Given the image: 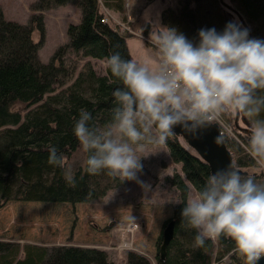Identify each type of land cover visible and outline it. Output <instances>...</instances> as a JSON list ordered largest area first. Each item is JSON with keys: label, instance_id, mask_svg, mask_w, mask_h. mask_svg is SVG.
<instances>
[{"label": "trees", "instance_id": "obj_1", "mask_svg": "<svg viewBox=\"0 0 264 264\" xmlns=\"http://www.w3.org/2000/svg\"><path fill=\"white\" fill-rule=\"evenodd\" d=\"M103 1L107 6V0ZM65 3L79 8V20L68 23L67 42L59 45L46 62L38 56L44 39L41 13H33L27 22L21 23L5 18L0 8V207L10 200L89 202L102 198L124 182L107 175L106 170L98 175L88 174L84 164L86 153L75 165L74 187L66 183L61 167L48 163L50 146L58 149L65 162L80 147L73 127L81 109L92 114L90 125L95 128L103 129L112 123L113 109L117 106L112 93L125 87L122 80L112 76L106 64L104 72L99 73L86 60L75 72L74 62H66L69 55L106 62L110 55L119 52L122 59L136 62L127 49L125 35L113 24L100 19L97 0H36L32 9L42 11ZM114 8L121 10L122 5L118 3ZM169 8L161 13L162 23L175 28L194 46L199 43V30L215 28L222 32L228 23L248 29L252 33L250 39L264 40V0H177V6ZM228 9H233L238 20L232 18ZM33 30L39 34L36 41L32 38ZM15 104L24 106L25 110L21 113ZM223 116L233 130L242 129L239 121H245L250 130L246 135L251 136V122L247 117L234 113ZM238 138H225L231 154L236 153L235 165H255L245 150L247 147L243 148ZM242 140L248 142L245 137ZM166 149L171 160L180 165L181 173L175 172L166 178L180 191L179 202L182 203L173 208L172 238L164 256H156V264H208L224 253L233 256L237 253L234 242L226 236L219 244L209 240L202 248L194 246L196 230L188 227L180 215L190 189L182 175L197 191L205 186L210 169L206 162L186 149L176 135L169 137ZM252 176L264 183V173ZM161 236L157 244L161 243ZM240 263L245 264V260ZM0 264L119 263L112 260L107 251L96 247L45 246L30 242L20 245L0 239ZM125 264L151 262L142 253L128 251Z\"/></svg>", "mask_w": 264, "mask_h": 264}, {"label": "clouds", "instance_id": "obj_2", "mask_svg": "<svg viewBox=\"0 0 264 264\" xmlns=\"http://www.w3.org/2000/svg\"><path fill=\"white\" fill-rule=\"evenodd\" d=\"M198 38L194 46L175 28L158 27L154 42L160 59L154 68L122 59L119 52L107 58V68L125 87L112 93L117 106L105 128L91 126L92 114L85 109L75 121L73 134L87 154L88 174L106 170L149 191L151 186L138 175L147 156L137 153L145 145L166 146L176 127L197 136L225 113L249 119V151L264 166V40L250 39L248 29L235 23L222 32L201 29ZM216 142L222 143L223 136ZM48 153V163L61 167L66 183L74 187L75 162L66 163L55 146ZM180 215L196 230L195 247L209 240L219 244L226 236L245 264L264 258V183L254 176H243L231 166L217 169L184 203Z\"/></svg>", "mask_w": 264, "mask_h": 264}, {"label": "rangeland", "instance_id": "obj_3", "mask_svg": "<svg viewBox=\"0 0 264 264\" xmlns=\"http://www.w3.org/2000/svg\"><path fill=\"white\" fill-rule=\"evenodd\" d=\"M34 1L36 0H0V8L5 18L21 23L27 22L33 13H41L44 39L38 48V56L40 60L46 62L59 45L67 42V25L78 22L80 10L71 3H65L42 11H34L32 9ZM168 1L167 3V0L119 2L107 0V6L103 0H97V3L100 17L105 18L107 23L113 24L115 29L125 35L131 57L138 63L154 68L160 59L154 34L158 27H166L161 21V13L165 9L170 10L169 7L177 6V0ZM161 2L163 3L160 8ZM118 3L122 5L121 10L114 8ZM228 10L232 18L238 20L233 9ZM147 15L152 18V22L144 20ZM38 36L37 30H33L32 38L36 41ZM86 60L97 72H104L106 64L104 59L91 57L80 59L71 53L66 62L67 64L74 62V71L77 72ZM14 107L21 113L25 110L20 104H15ZM239 122L242 129L235 128L232 132L239 136L236 137L241 146L247 147L245 150L253 158L255 165L238 168L240 171H246L245 174L241 173L245 176L264 173V166L257 163L246 145L250 139V134L247 136L246 132L250 133V130L245 121L240 119ZM237 130L241 132L240 135L237 134ZM243 137L248 142L242 140ZM178 139L186 149L196 155L184 139L181 137ZM137 154L147 156L141 159L143 172L138 175L141 181L151 186L149 191H144L135 181H124L122 185L109 190L102 198L89 202L10 200L0 207V239L12 240L20 245L30 242L45 246L69 244L96 247L107 251L109 257L119 264H125V254L128 251H137L146 255L151 264H156V256L161 257V243L157 244L158 237L169 221L174 223L173 208L179 202L180 195V191L175 185H171L166 177H171L175 172L181 173L180 165L171 160L166 146L145 145L144 151ZM83 156L84 152L80 146L66 159V163L75 162L77 165ZM235 157L236 153L232 152L234 163ZM182 178L190 187L188 191L190 200L196 190L183 175ZM160 239L162 240V236ZM244 260L238 252L233 253V256L224 253L213 258L208 264H241L240 261Z\"/></svg>", "mask_w": 264, "mask_h": 264}, {"label": "water", "instance_id": "obj_4", "mask_svg": "<svg viewBox=\"0 0 264 264\" xmlns=\"http://www.w3.org/2000/svg\"><path fill=\"white\" fill-rule=\"evenodd\" d=\"M174 133L184 139V141H186V143L196 152V156L208 164L210 173L215 172L217 169L231 166L237 169L240 173L245 174L246 171H240L235 165L232 154L227 148L224 139L222 143L216 142V138L221 135L219 134L218 127L215 123L197 136L188 134L180 127H176ZM172 233L173 221H169L165 228L162 229V241L160 244L161 257L164 256L166 246ZM258 264H264V258H262Z\"/></svg>", "mask_w": 264, "mask_h": 264}, {"label": "built area", "instance_id": "obj_5", "mask_svg": "<svg viewBox=\"0 0 264 264\" xmlns=\"http://www.w3.org/2000/svg\"><path fill=\"white\" fill-rule=\"evenodd\" d=\"M101 20H105V18H101ZM126 23H129V22H126ZM216 122L219 124L220 134L228 135V136L232 135L231 128H230L229 124L222 117L220 120H218ZM229 130H230V132H229Z\"/></svg>", "mask_w": 264, "mask_h": 264}, {"label": "bare ground", "instance_id": "obj_6", "mask_svg": "<svg viewBox=\"0 0 264 264\" xmlns=\"http://www.w3.org/2000/svg\"><path fill=\"white\" fill-rule=\"evenodd\" d=\"M102 21H105V20H102ZM222 118L225 120V118H224V116L222 115ZM226 121V120H225ZM227 122V121H226ZM216 125H217V127H218V132H219V130H220V128H219V124L217 123V122H214ZM228 123V122H227ZM229 124V126H230V128H231V125H230V123H228ZM231 132H232V128H231ZM219 134H220V132H219ZM221 136H223V139H224V141H225V138H230V137H233L234 136V138L236 139L237 137L233 134V132H232V135L231 136H228V135H222V134H220ZM177 136V135H176ZM178 138H180L179 136H177ZM225 144H226V142H225ZM153 149V148H152ZM162 149V148H161ZM230 151V150H229ZM192 153H194V152H192ZM155 155V154H154ZM158 157V156H157ZM160 162H161V160H160ZM160 164V163H159ZM263 170V169H262ZM264 171V170H263ZM162 174V173H161ZM142 226V225H141Z\"/></svg>", "mask_w": 264, "mask_h": 264}, {"label": "crops", "instance_id": "obj_7", "mask_svg": "<svg viewBox=\"0 0 264 264\" xmlns=\"http://www.w3.org/2000/svg\"><path fill=\"white\" fill-rule=\"evenodd\" d=\"M169 1L167 0V3H168ZM137 2H135V4H136ZM162 3L163 2H161V5H160V8L162 7ZM160 8H159V10H160ZM138 9H140V7L138 8ZM161 12V11H160ZM159 18H160V15H159ZM140 19H141V17H140ZM144 20H148V22H152V18L150 17V16H148L147 15V17L146 18H144ZM141 22H142V20H141ZM143 23V22H142Z\"/></svg>", "mask_w": 264, "mask_h": 264}]
</instances>
